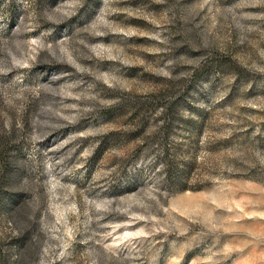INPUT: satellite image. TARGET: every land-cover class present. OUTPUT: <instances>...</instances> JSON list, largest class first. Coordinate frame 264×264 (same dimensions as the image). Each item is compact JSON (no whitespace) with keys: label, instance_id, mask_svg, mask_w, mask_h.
I'll list each match as a JSON object with an SVG mask.
<instances>
[{"label":"rangeland","instance_id":"rangeland-1","mask_svg":"<svg viewBox=\"0 0 264 264\" xmlns=\"http://www.w3.org/2000/svg\"><path fill=\"white\" fill-rule=\"evenodd\" d=\"M0 264H264V0H0Z\"/></svg>","mask_w":264,"mask_h":264}]
</instances>
